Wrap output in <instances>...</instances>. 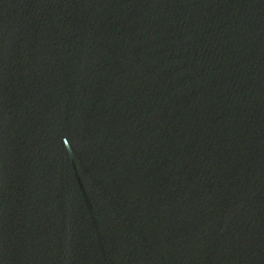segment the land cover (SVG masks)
<instances>
[{
    "label": "water",
    "instance_id": "obj_1",
    "mask_svg": "<svg viewBox=\"0 0 264 264\" xmlns=\"http://www.w3.org/2000/svg\"><path fill=\"white\" fill-rule=\"evenodd\" d=\"M0 264H264V0H0Z\"/></svg>",
    "mask_w": 264,
    "mask_h": 264
}]
</instances>
